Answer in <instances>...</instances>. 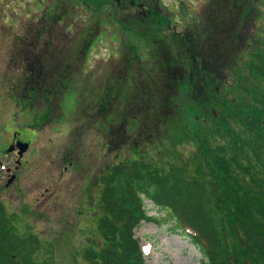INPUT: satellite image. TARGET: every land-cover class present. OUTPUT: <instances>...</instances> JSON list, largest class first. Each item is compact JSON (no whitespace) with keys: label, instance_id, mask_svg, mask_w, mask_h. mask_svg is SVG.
<instances>
[{"label":"trees","instance_id":"obj_1","mask_svg":"<svg viewBox=\"0 0 264 264\" xmlns=\"http://www.w3.org/2000/svg\"><path fill=\"white\" fill-rule=\"evenodd\" d=\"M105 4L128 25L154 35L160 73L156 88L141 92L140 133L151 138L144 136L135 157L102 170V244L86 248L83 257L91 264H146L134 228L156 218L147 212L148 198L176 229H189L203 264H264V0H209L191 30L170 33L157 26L153 13L123 15V1L103 0L94 10L99 21L109 12L101 11ZM45 58H38L42 70ZM133 89L124 92L129 100L137 93ZM42 90L31 88V100ZM103 107L96 97L94 112ZM107 140L114 153L131 143L123 123L110 125ZM181 142L191 150H179ZM170 143L173 150L166 151ZM15 218L0 199V264H47L39 257L42 240L21 232Z\"/></svg>","mask_w":264,"mask_h":264},{"label":"rangeland","instance_id":"obj_2","mask_svg":"<svg viewBox=\"0 0 264 264\" xmlns=\"http://www.w3.org/2000/svg\"><path fill=\"white\" fill-rule=\"evenodd\" d=\"M102 1L0 0V199L16 217L21 232L35 233L42 240L39 257L47 264H91L83 252L102 244L98 230L102 170L135 157L143 149L144 136L151 138L148 132L140 133L139 116L142 89L156 88L159 80L160 63L154 61L151 43L154 35L128 25L114 10H108L107 4L101 10L109 11L106 16L100 21L94 18L93 12L100 9ZM138 1L148 11L155 9L152 16L157 26L162 25L168 33L191 30L209 0ZM52 2L59 14L66 9L73 17L69 14L61 25H50L40 43L32 47L24 37L37 42L39 24H43L40 20ZM123 3L131 12V2ZM122 14L128 16V11ZM70 19L79 25L68 24ZM164 47L168 44L160 47L163 55L167 51ZM39 57H48L43 61V85L36 83L43 69ZM32 67L36 68L31 73ZM63 68H67L66 76H62ZM68 80L69 85L63 86ZM23 82L43 92L30 101L23 94ZM134 85L137 93L129 100ZM125 90L130 94L125 95ZM96 97L102 100V112H94ZM121 123L131 143L104 154L108 124ZM17 130L19 137L32 145L18 178L6 187L10 177L7 168L14 171L17 156L7 155L5 149ZM151 142L145 147L153 153ZM176 146L184 152L192 148L188 142ZM171 150L172 143L166 151ZM145 207L149 215L157 217L135 228L146 264H203L201 252L185 232L175 228L164 209L150 199L145 200Z\"/></svg>","mask_w":264,"mask_h":264},{"label":"flooded vegetation","instance_id":"obj_3","mask_svg":"<svg viewBox=\"0 0 264 264\" xmlns=\"http://www.w3.org/2000/svg\"><path fill=\"white\" fill-rule=\"evenodd\" d=\"M48 16L50 17V16H52V13L51 12H46L45 13V15L43 16V20H40L42 23L43 22H54L55 24H58V25H61V22H62V14L60 13L59 15H54V18H48ZM60 17V18H59ZM68 22H69V20H68ZM70 24L71 25H78V22L75 20V19H71V22H70ZM40 26H42L43 24H39ZM39 30H40V27H39V29H38V32H39ZM25 39V42L28 44V43H33L34 41H31V39H28V38H30V36L27 38V36H25L24 37ZM32 38V37H31ZM36 38H37V41H40L41 40V38H42V35H40V34H37L36 35ZM27 88H29V86L27 85V87H26V89ZM28 97H31V93H30V91L28 92ZM19 132H14V133H12V136H11V139H10V143H12V142H14V141H18L19 139H21L20 137H19ZM22 140V139H21ZM24 141V140H23ZM30 144H32L31 142H30ZM106 144L108 145V142H106ZM31 146V145H30ZM17 152H18V149L16 148L15 149V151H13V153H15V154H17ZM21 166V165H20ZM67 168V167H66ZM19 169H20V167H18V166H15V172L14 173H16L17 174V176L19 175ZM7 171H8V173L10 174L11 173V168H7Z\"/></svg>","mask_w":264,"mask_h":264},{"label":"water","instance_id":"obj_4","mask_svg":"<svg viewBox=\"0 0 264 264\" xmlns=\"http://www.w3.org/2000/svg\"><path fill=\"white\" fill-rule=\"evenodd\" d=\"M17 146L20 148L19 150V154L22 155L24 153V151H26L29 147V144L27 142H22V141H19L17 143ZM14 145H11L9 150L11 151L12 149H14ZM13 180V177L9 179V182H11Z\"/></svg>","mask_w":264,"mask_h":264}]
</instances>
